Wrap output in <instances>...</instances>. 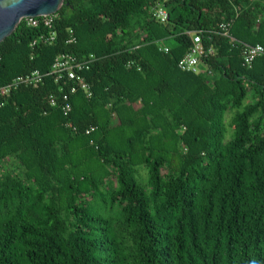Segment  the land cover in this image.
I'll list each match as a JSON object with an SVG mask.
<instances>
[{
	"label": "trees",
	"instance_id": "trees-1",
	"mask_svg": "<svg viewBox=\"0 0 264 264\" xmlns=\"http://www.w3.org/2000/svg\"><path fill=\"white\" fill-rule=\"evenodd\" d=\"M56 14L51 44L32 45L51 30L25 19L0 43V86L45 74L0 107V264H264V56L243 59L264 46V0H65ZM196 31L214 49L202 73L178 65ZM61 53L96 56L68 116L48 74Z\"/></svg>",
	"mask_w": 264,
	"mask_h": 264
},
{
	"label": "built area",
	"instance_id": "built-area-1",
	"mask_svg": "<svg viewBox=\"0 0 264 264\" xmlns=\"http://www.w3.org/2000/svg\"><path fill=\"white\" fill-rule=\"evenodd\" d=\"M152 16L155 20L166 23L169 20V11L163 2L155 4L152 9ZM57 14L44 15L40 17L25 18L27 25L37 26L43 23L51 31L46 35H41L40 38L34 40L32 45L37 44L39 41H43L46 44H51L56 38V31L54 30L55 19ZM24 20V19H23ZM232 21L223 22L219 28L221 33L225 36L231 37L230 27ZM72 32V31H71ZM193 36V45L190 50L179 60V67L184 71L193 73H202L204 69L201 66V58L208 54L214 53V49L207 48L203 43L202 31L189 32ZM76 39L72 37L69 41L74 42ZM166 52H169V46L163 45V42H159ZM264 56V46L261 44L251 45L245 44L243 49L244 63L251 66L252 63L259 57ZM96 60L94 54H90L84 57H78L72 53H61L56 56L51 70L48 74H52L55 78V82L59 83L60 92L62 97V110L65 115H69L72 111V104L70 101L71 94L76 93L79 90H83L88 97L92 95V91L89 83L86 80L84 72L90 69V66ZM45 74L39 70H33L30 73L21 74L14 77L8 83L0 86V107L6 105L8 98L11 94L22 87H36L43 82ZM51 104L56 106L58 98L52 94L50 96ZM95 130L92 126L87 129L86 133L89 134Z\"/></svg>",
	"mask_w": 264,
	"mask_h": 264
},
{
	"label": "water",
	"instance_id": "water-1",
	"mask_svg": "<svg viewBox=\"0 0 264 264\" xmlns=\"http://www.w3.org/2000/svg\"><path fill=\"white\" fill-rule=\"evenodd\" d=\"M64 2L65 0H0V43L17 29L23 19L56 14Z\"/></svg>",
	"mask_w": 264,
	"mask_h": 264
},
{
	"label": "clouds",
	"instance_id": "clouds-1",
	"mask_svg": "<svg viewBox=\"0 0 264 264\" xmlns=\"http://www.w3.org/2000/svg\"><path fill=\"white\" fill-rule=\"evenodd\" d=\"M253 264H256V261H253Z\"/></svg>",
	"mask_w": 264,
	"mask_h": 264
},
{
	"label": "rangeland",
	"instance_id": "rangeland-1",
	"mask_svg": "<svg viewBox=\"0 0 264 264\" xmlns=\"http://www.w3.org/2000/svg\"><path fill=\"white\" fill-rule=\"evenodd\" d=\"M2 167V166H1Z\"/></svg>",
	"mask_w": 264,
	"mask_h": 264
}]
</instances>
